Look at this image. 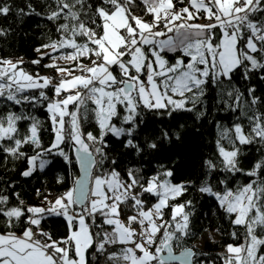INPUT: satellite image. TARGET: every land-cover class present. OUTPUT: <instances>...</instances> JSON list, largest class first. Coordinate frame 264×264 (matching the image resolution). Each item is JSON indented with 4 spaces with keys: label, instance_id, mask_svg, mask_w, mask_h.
<instances>
[{
    "label": "snow or ice",
    "instance_id": "6c2138e0",
    "mask_svg": "<svg viewBox=\"0 0 264 264\" xmlns=\"http://www.w3.org/2000/svg\"><path fill=\"white\" fill-rule=\"evenodd\" d=\"M140 3L150 20L133 13L136 0L95 4L52 0L55 7L47 19L63 23L56 27L60 37L42 48L71 50L59 57L45 55L75 64V68L55 62L45 65L61 74L56 84L52 77L26 72L19 67L22 60H0V98L21 108L46 102L55 133L45 148L41 122L24 111L6 109L0 112V151L15 159L26 158L30 165L22 173L26 177L48 166L52 161L46 155L53 153L71 164L74 152L83 173L62 196L47 201V207L24 208L23 201L9 206V197L0 195V264H99V257L105 255L111 264H195L197 253L182 247L190 235L187 209L192 201L175 202L193 182L174 183L173 171L163 165L149 177L129 169L126 180L115 168L102 169L106 137H127L125 147L139 154L143 148L135 133L143 123L144 110H163L168 116L196 111L209 85L218 90L217 103L238 115L230 127L217 124L216 156L205 161L196 190L215 198L233 225L243 229L231 233L241 242L226 246L223 264H264V155L250 169L242 166L243 147L257 145V151H264V111L256 107L262 102L254 88L247 89L245 96L231 84L237 70L244 79L264 72V0H187L179 8L174 0ZM28 8V14L35 11L31 4ZM10 11V5H0V14ZM200 19L207 23L196 22ZM84 58L90 63H81ZM77 70L80 74L74 75ZM50 86L52 97L45 91ZM203 115L199 111L197 118ZM89 117L96 122L98 134L85 132L83 123ZM21 121H30L24 132ZM161 138L170 140L169 133L161 130ZM65 144L70 145L68 151L61 147ZM26 145L35 154L28 155ZM147 147L158 145L152 141ZM237 174L249 180L233 186L230 181ZM146 194L156 197L149 207ZM15 195L19 199V193ZM129 203L135 214L125 222L121 205ZM165 209L170 210L168 219ZM51 216L65 219V237L53 239L43 230L42 222ZM115 246H120L119 251L110 250Z\"/></svg>",
    "mask_w": 264,
    "mask_h": 264
},
{
    "label": "trees",
    "instance_id": "16d2710c",
    "mask_svg": "<svg viewBox=\"0 0 264 264\" xmlns=\"http://www.w3.org/2000/svg\"><path fill=\"white\" fill-rule=\"evenodd\" d=\"M88 2L95 4L97 0H88ZM174 2L177 4V8L187 5V0H184V4H180L178 0H174ZM4 4L10 5L11 11L7 15L0 14V33H2L0 34V59L12 60L14 63L22 60L23 63L19 67L33 75L55 74V68L45 66L49 65L50 56L44 53L49 49L42 48L43 45L60 37L56 27L58 23H63V20L50 21L47 19L52 8L55 7L52 0H0V5ZM29 4L35 9L31 14H28L30 11ZM50 4H52L51 8L49 7ZM132 11L136 15L144 16L145 19H151L150 16H145L144 7L140 0H136V5L132 7ZM204 21L207 23L206 19ZM38 48L41 49L40 52L37 51ZM68 51L71 50L63 49L59 52L50 53L52 56L55 53L64 54ZM169 59H173L172 54H169ZM34 60H40V63H32ZM81 63L89 64L90 61L84 58ZM68 68H75V64L73 62L68 64ZM262 76H264V72H253L249 79H244L243 73L237 70L231 84L243 92L245 96L248 94L247 89L254 88V95L260 97L262 102L256 107L264 111V79H261ZM45 91L49 97L53 96L51 86ZM26 94L37 93L27 92ZM218 99L217 88L209 85L207 93L203 97V105H197L196 111L173 112L171 116H168L163 110L160 112L144 110L143 123L140 124L135 133V141L143 148L139 154L135 149L125 147L127 137L116 138L109 135L105 138L108 144L105 149L107 159L102 171L107 172L115 168L126 180L129 169H139V175L149 177L154 175L163 165L173 171V182H193V186L189 188L188 192L175 202L192 201V205L187 209L191 212L190 235L183 239L182 247L195 250L197 253L193 259L195 264H223L222 254H225L226 246L241 242L234 239L231 233L243 231V229H238L237 226L233 225L232 220L219 206L215 198L201 194L196 190L204 177L205 161L216 156L217 124L230 127L235 121V116L238 115V113L233 114L230 111H225L223 104L217 103ZM69 107L72 110L73 106L70 105ZM89 107L93 106L89 105ZM6 109L18 113L24 111L30 116H35L41 122L40 139L43 147H49L54 141L55 133L50 114L47 112L46 102L43 106L38 105L35 108L31 105H24L21 108V106L13 105L4 98H0V112ZM199 111H203L204 115L197 118ZM29 124L30 121H21V132L26 131ZM83 128L85 132L91 131L94 135L98 134L99 131L96 122L91 117L83 123ZM161 130L169 133L170 140L161 138ZM176 134H179V139H177ZM152 141L157 143L156 149L147 147V143ZM61 147L68 151L70 145L65 144ZM257 147L259 146L243 147L245 155L242 157V166L245 169H250L254 162L261 155H264V151H257ZM24 150L28 155L35 154L31 146L26 145ZM71 155V164L54 153L46 155L52 162L43 170L37 168L31 176L26 177L22 173L29 167L27 159H15L0 151V195L9 197V206H17L20 201H23L24 208L42 206L48 199L63 195L74 186L75 179L79 178L81 174L74 152ZM112 160L116 161L115 165L111 163ZM248 180V177L237 174L230 183L235 186L246 183ZM16 193H19V199H17ZM145 198L146 207L156 202V197L146 194ZM121 210L122 218L135 214L130 203L127 206L121 205ZM169 212V209H165V219L169 218ZM2 221L3 218L0 217V226H2ZM41 227L44 231L52 233L53 239H60L67 235V224L63 217H48L42 222ZM209 230L218 233L219 237L208 239L202 247H198L196 245L197 240ZM119 248L120 246H115L110 250L119 251ZM179 251L180 249H177V252ZM106 260V255L100 256L99 264H106Z\"/></svg>",
    "mask_w": 264,
    "mask_h": 264
},
{
    "label": "rangeland",
    "instance_id": "374dc122",
    "mask_svg": "<svg viewBox=\"0 0 264 264\" xmlns=\"http://www.w3.org/2000/svg\"><path fill=\"white\" fill-rule=\"evenodd\" d=\"M201 21H196V22H199V23H204L205 21H204V19H200ZM54 53L51 49H49V50H47L45 53ZM44 53V54H45ZM61 55H63V53L62 54H60V53H55V54H52V56L53 57H59V56H61ZM1 60V59H0ZM53 62H55L58 66H60V67H65V68H68V64H71L72 62L71 61H67V60H64V59H57V60H55V61H53V59L50 57L49 58V61H48V64H52ZM74 75H79L80 74V72L79 71H76V72H74L73 73ZM55 75H58V76H61V74L60 73H58L57 71H56V73H55ZM44 76H47V77H52L51 76V74H46V75H44ZM52 78H54V77H52ZM59 80H56L55 78L53 79V81H52V83L53 84H56L57 82H58ZM69 109L71 110V108L69 107ZM55 138V137H54ZM47 158V157H46ZM47 159H49V158H47ZM50 160V159H49ZM29 167H30V165H29ZM28 167V168H29ZM28 168H27V170H28ZM174 183H177V182H174ZM178 183H181V182H178ZM60 196H62V195H60ZM59 197V196H58ZM57 198V197H56ZM56 198H53V199H48L47 201H54ZM47 201H46V203L44 204V205H42V207H47L48 206V203H47ZM121 219H123L125 222H127V218H122L121 217ZM110 230V229H109ZM219 236H218V233H216L215 231H213V230H209V231H207V232H205V234L203 235V236H201V238L199 239V240H197V242H196V245L198 246V247H202L203 245H204V242L206 241V240H208V239H217ZM225 253H226V248H225ZM106 264H111V261H108V260H106Z\"/></svg>",
    "mask_w": 264,
    "mask_h": 264
},
{
    "label": "built area",
    "instance_id": "2783aa9c",
    "mask_svg": "<svg viewBox=\"0 0 264 264\" xmlns=\"http://www.w3.org/2000/svg\"><path fill=\"white\" fill-rule=\"evenodd\" d=\"M52 77H54L56 80H59L61 78V76L55 75V74H51Z\"/></svg>",
    "mask_w": 264,
    "mask_h": 264
},
{
    "label": "water",
    "instance_id": "95a60500",
    "mask_svg": "<svg viewBox=\"0 0 264 264\" xmlns=\"http://www.w3.org/2000/svg\"><path fill=\"white\" fill-rule=\"evenodd\" d=\"M83 175V173L81 172V174H80V176L79 177H81ZM192 249V248H191ZM193 251H194V249H193ZM195 252V251H194ZM177 254H179V252H177ZM193 259H194V257H193Z\"/></svg>",
    "mask_w": 264,
    "mask_h": 264
},
{
    "label": "bare ground",
    "instance_id": "6f19581e",
    "mask_svg": "<svg viewBox=\"0 0 264 264\" xmlns=\"http://www.w3.org/2000/svg\"><path fill=\"white\" fill-rule=\"evenodd\" d=\"M193 249V248H192ZM195 251V250H194Z\"/></svg>",
    "mask_w": 264,
    "mask_h": 264
}]
</instances>
